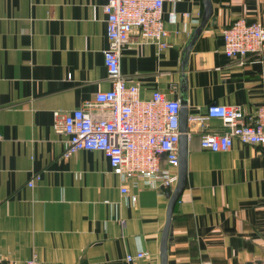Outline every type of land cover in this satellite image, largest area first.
Instances as JSON below:
<instances>
[{"label":"crops","instance_id":"0c3cea01","mask_svg":"<svg viewBox=\"0 0 264 264\" xmlns=\"http://www.w3.org/2000/svg\"><path fill=\"white\" fill-rule=\"evenodd\" d=\"M107 0H0V260L26 264H161L169 198L132 188L101 150L65 157L63 115L111 87L104 61ZM213 14L185 60L202 21L203 0H166L170 45L161 50L137 28L121 51L122 74L149 98L159 88L187 101L189 116L210 103L264 99V49L246 60L223 52L222 29L237 18L264 24V0H211ZM219 118L189 122L187 186L172 218L168 264H264V147L235 139L228 151L200 136ZM35 179L34 184L29 181ZM136 193L137 199H132ZM146 256L129 262L128 253Z\"/></svg>","mask_w":264,"mask_h":264},{"label":"built area","instance_id":"2783aa9c","mask_svg":"<svg viewBox=\"0 0 264 264\" xmlns=\"http://www.w3.org/2000/svg\"><path fill=\"white\" fill-rule=\"evenodd\" d=\"M166 0H107L103 6L108 46L104 61L111 87L96 92L92 99L62 116L55 113L54 130L68 138L63 156L81 149L101 150L111 170L120 177L121 192L132 188H170L178 182L181 101L157 88L149 98L141 95V85L128 80L121 70V51L135 28L141 37L161 50L170 45L168 22H177L172 10L164 17ZM223 52L229 58L246 60L264 49V24L237 18L222 29ZM219 118L223 130L201 134L200 144L212 151H228L235 139L264 147V99L252 112L242 104L210 103L204 116L191 115L189 122L204 124ZM29 181L33 185L35 179ZM136 200V193L132 194ZM146 256L143 250L128 253L132 262ZM0 264H8L0 260ZM26 264H41L36 255ZM195 264H210L197 261Z\"/></svg>","mask_w":264,"mask_h":264},{"label":"water","instance_id":"95a60500","mask_svg":"<svg viewBox=\"0 0 264 264\" xmlns=\"http://www.w3.org/2000/svg\"><path fill=\"white\" fill-rule=\"evenodd\" d=\"M204 11L202 15V21L198 28L194 30L190 37V41L187 42V45L184 48L185 60L187 59V54L190 52L192 45L199 36L202 28L207 25V21L211 18L213 14V5L211 0H203ZM180 143H179V166H178V182L177 186L173 190L170 188H163L166 192L169 202L167 206V219L165 226L162 230V239H161V264L167 263V250H168V240L171 236L172 229V218L173 213L176 208L178 201L180 200L186 186H187V177H188V142H189V109L187 106L186 100H181L180 108Z\"/></svg>","mask_w":264,"mask_h":264}]
</instances>
